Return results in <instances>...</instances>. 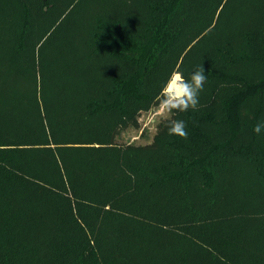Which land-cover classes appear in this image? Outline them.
Segmentation results:
<instances>
[{"label": "trees", "instance_id": "16d2710c", "mask_svg": "<svg viewBox=\"0 0 264 264\" xmlns=\"http://www.w3.org/2000/svg\"><path fill=\"white\" fill-rule=\"evenodd\" d=\"M262 120L264 0H0V264H264Z\"/></svg>", "mask_w": 264, "mask_h": 264}, {"label": "clouds", "instance_id": "9594fccd", "mask_svg": "<svg viewBox=\"0 0 264 264\" xmlns=\"http://www.w3.org/2000/svg\"><path fill=\"white\" fill-rule=\"evenodd\" d=\"M207 77L203 65L195 69L188 78L179 70H174L160 91L153 97L152 106L160 118L171 113H183L199 109V94L203 91ZM253 131L260 135L264 132V120L254 125ZM167 133L188 139V131L183 120H167Z\"/></svg>", "mask_w": 264, "mask_h": 264}, {"label": "rangeland", "instance_id": "374dc122", "mask_svg": "<svg viewBox=\"0 0 264 264\" xmlns=\"http://www.w3.org/2000/svg\"><path fill=\"white\" fill-rule=\"evenodd\" d=\"M170 115L171 114L167 117ZM161 120L162 118L158 116L154 108L147 112H143L140 116V127H130L125 131L124 135H121L119 140L137 144L149 143L152 141L157 130V125Z\"/></svg>", "mask_w": 264, "mask_h": 264}, {"label": "water", "instance_id": "95a60500", "mask_svg": "<svg viewBox=\"0 0 264 264\" xmlns=\"http://www.w3.org/2000/svg\"><path fill=\"white\" fill-rule=\"evenodd\" d=\"M124 134H125V132L122 133V135H124Z\"/></svg>", "mask_w": 264, "mask_h": 264}]
</instances>
